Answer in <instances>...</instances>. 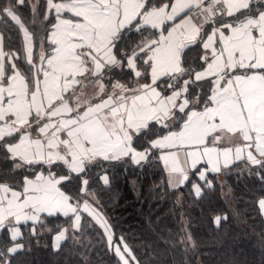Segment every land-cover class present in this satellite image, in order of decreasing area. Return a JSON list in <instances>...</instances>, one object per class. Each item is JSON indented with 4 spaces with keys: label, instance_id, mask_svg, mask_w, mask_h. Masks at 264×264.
<instances>
[{
    "label": "trees",
    "instance_id": "1",
    "mask_svg": "<svg viewBox=\"0 0 264 264\" xmlns=\"http://www.w3.org/2000/svg\"><path fill=\"white\" fill-rule=\"evenodd\" d=\"M171 1L143 0L141 9L158 8ZM47 3L0 0L3 68L7 75L19 71L31 86L36 65L47 60L54 48L50 32L58 15L47 13ZM251 4L264 8L258 2ZM250 9L248 6L236 15H249ZM219 19L218 25L232 20ZM139 22L137 17L114 41L112 50L121 65L109 74V82L151 83L149 56L161 41V32L139 26ZM166 26L163 25L162 33ZM22 27L31 38V62L27 60ZM210 30V23L205 24L198 39L180 52L184 73L180 82H189L186 89L178 88L189 100L187 107L174 112L172 109L171 118L162 122L148 121L133 136V150L144 152V157L128 154L120 160L99 159L77 171L62 161L20 163V159L11 157L9 149L18 141L19 134L0 139V184L19 189L24 177L48 170L62 178L58 185L68 201L80 206L77 227L57 246L53 245L54 236L74 221L70 212L42 215L39 224H20L16 239L7 226L1 225V264H123L108 241L102 221L112 241L128 248L129 264H264V216L260 208L264 199V155L254 148L251 156L231 162L220 173L206 171L202 175L203 165H199L189 171L183 185L173 187L160 162V149L153 146L156 138L178 130L191 109L202 110L211 104L212 77L206 78L205 83L203 78L195 79L200 76L196 77L198 71L205 69L202 43ZM162 84L161 79L155 82L163 95L173 91ZM194 96H198L196 103ZM16 163L22 167H15ZM81 205H88L96 214L85 211ZM14 244L19 247L11 251Z\"/></svg>",
    "mask_w": 264,
    "mask_h": 264
},
{
    "label": "crops",
    "instance_id": "2",
    "mask_svg": "<svg viewBox=\"0 0 264 264\" xmlns=\"http://www.w3.org/2000/svg\"><path fill=\"white\" fill-rule=\"evenodd\" d=\"M200 1L172 0L169 5L149 10L143 14L142 18H139V26H149L161 32V41L152 48L149 56L152 81L149 84L139 83V89L136 91H131L123 81L113 80L108 83L109 78H105L107 81H104L99 77L87 81L82 77L77 86L75 84V94L68 99L63 97L60 102L55 103V88L51 85L50 89L49 82L44 79L40 83L36 82L33 94L29 92V83L21 73L17 70L12 72L7 84L0 82V139L15 133L19 134L18 141L9 146L12 156L19 158L25 156V159H37L44 163L62 161L71 165L68 161L76 160V158H70L67 161L64 135L59 133L60 137L48 138L44 131L52 126L59 132L62 120L71 118L74 113L79 116L73 123L74 139L78 137L81 142L83 141L82 144L95 146V149H99L98 146L101 144L104 151L112 149L116 140L114 135H118L116 138L121 139L124 130L128 133L127 138L132 139L148 121L171 118L173 95H163L155 82L164 77L173 78L183 73L179 61L180 52L188 44H185L182 49H179V46L177 48V45L183 38L196 40L199 33L196 31L198 24L189 20L184 14L190 4L196 3L201 6ZM229 1L231 0H218L217 3L223 6ZM74 3V5H67V8L62 6L63 9L60 10L61 13L67 12L73 15V21L65 16H58L50 32L54 48L45 61H51V73L58 78V83L60 78L70 75L71 67L67 66L66 60L74 51L72 50L74 42L78 44L79 41V45L86 48V55L79 56L77 53L82 52L77 50L73 53L74 58H81L79 63H82V67L87 65L88 61H93L92 67L87 69L93 70L90 74L98 76L107 66L109 69L118 67L120 61L115 58L112 50L114 41L119 37L121 30L138 17L143 0H108L102 5L96 4L93 0ZM179 18H182L180 21L184 23L186 31L180 32L181 30L173 28L177 24L175 22L173 25L174 21ZM83 21H87L88 26L82 25ZM170 23L173 26L172 34L167 27ZM244 23L253 26L252 32L246 35H235L233 40L231 38L233 34L223 35L224 40L219 46L214 44L215 41L214 46L211 44L212 42L208 40L210 36L202 43L203 47H206V44L210 45L211 53L214 54L211 59L212 69L206 67L205 72L211 71V75L215 77L222 74V77L213 85L210 95L211 104L197 111L198 113L191 109L178 130L169 131L153 142V146H159L161 149V162L167 176L169 175L168 182L173 187L183 185L188 179L189 171L199 165H203L202 175L206 171L220 173L231 162L245 155L251 156L254 147L264 155V144L258 142L264 137V40L260 39L262 35L264 36V31L260 22L255 19L245 20ZM72 24L74 26L71 28ZM165 24L167 26L162 33L161 30ZM224 26L227 27V25H221L218 31L223 30ZM235 27L238 28V24ZM78 28L81 31L73 36ZM254 29L255 33H253ZM69 30H71L70 33H68ZM214 31L216 29L209 35L212 33L213 36ZM89 32L93 34L89 35ZM79 37L81 38L78 40ZM220 50L223 51L222 54L218 53ZM3 56L0 36V63ZM214 65L217 67L214 68ZM1 72L2 67H0ZM202 77L200 75L195 79ZM61 90L62 87L59 84L58 91L61 92ZM113 97L123 102L122 109L116 107L110 110L117 102V100L113 101ZM104 98L107 103L101 106L99 111L83 116L86 112L85 108L89 107L92 110V106L99 105L98 101ZM50 111L55 112L57 115L54 116L59 118L57 122L48 124L49 120L46 121L44 117L49 115ZM33 124L36 126L30 128ZM113 128L123 131L114 132ZM104 139L105 143L102 142ZM124 149L127 154L134 157L138 156L139 159L144 157V152L135 153L133 148L129 147V143ZM56 150L59 151L58 158H56ZM115 155L118 154L114 152L109 157ZM75 166H82V164ZM218 176L221 180L222 175ZM30 183V181L27 182V190H32ZM11 194L14 197L13 207H15L19 203L20 195L17 192H11ZM52 195L43 200L45 197L43 192L36 196H31L28 192L21 208L31 209L30 204H32L37 211L23 210L15 213L11 209L13 214L11 218L17 221L15 225L9 224L10 228H8L13 239L20 235V224L36 221L41 214L68 213L69 201L65 199L64 192L54 186ZM58 198H60L59 203ZM50 201L53 203H49ZM48 204H50L49 208H43ZM57 205L61 207L58 208ZM8 215L2 216L4 221L1 223L8 225L10 220V218L7 219Z\"/></svg>",
    "mask_w": 264,
    "mask_h": 264
},
{
    "label": "rangeland",
    "instance_id": "3",
    "mask_svg": "<svg viewBox=\"0 0 264 264\" xmlns=\"http://www.w3.org/2000/svg\"><path fill=\"white\" fill-rule=\"evenodd\" d=\"M48 3H47V13H54L58 16H61V17H67L69 18L71 21H73L74 19V16L65 12V13H61L60 10L63 9L62 6H64L65 8H67V5H74L75 3L74 2H90L91 0H76V1H73V0H66V1H59V2H53L51 0H47ZM95 1L96 4H105L108 2V0H93ZM218 0H201L199 3L201 6H198L196 3H193V4H190L189 8H187V10H185V14L184 16L187 17L189 20H192L193 22H195L196 24H198V27L196 29V31H199L198 35L200 34V32L203 30V26L207 23H210L211 25V30H214L216 29V31H214V35L212 36V33L209 35V33L206 35L205 39L210 36V38H208V40H210V42H212L211 44L213 45V42L214 44L217 46L221 45L222 42H223V35L224 36H231L232 40L235 38V35H246L248 34L249 32H252V25L250 24H245V20H249V19H255L257 21L260 22L261 24V27H262V31H264V8H260V7H255L254 5H250V2H255V3H260V4H264V0H231L229 2H226V4H224L223 6H221V4L217 3ZM84 4V3H83ZM95 4V5H96ZM229 6H228V5ZM197 5V6H196ZM239 5L241 7H239ZM248 6H250V10L252 11L251 14H238L236 15V13L238 11L234 10V9H244V8H247ZM35 7V6H34ZM160 8V7H158ZM155 10L157 8H150L148 10H144L142 11V9H140V11L138 12V17L139 18H142L143 14L146 13V12H149V10ZM189 9V10H188ZM241 9V10H242ZM96 12H98L96 9H95ZM247 14V15H246ZM241 15V16H240ZM183 16V17H184ZM232 19L231 21H228V22H221L219 25L223 26V25H227L223 27V30H220L218 31V28H220V26H218L216 20L218 19ZM15 20H17L16 18H14ZM182 18H179L178 20H175L173 25L175 24V22L177 23L175 27H173L170 23V26L168 25V29L171 30L170 31V34L173 33V29H176L180 32H183V30L186 29L184 23L182 24L181 23V20ZM220 19H219V22H220ZM77 20V19H76ZM216 22V23H215ZM88 22L87 21H83V24L82 25H87L88 26ZM238 24V28L235 27L236 25ZM167 25V24H165ZM74 26V24H72L71 28ZM23 29V32H24V38L26 39V44H25V48H26V53H27V60L29 62L32 61V44H31V38H30V35L29 33L26 31V29L24 27H22ZM77 31L76 34L75 32L73 33V36H76L78 35V31H81L79 28L76 29ZM71 30L68 31V33H70ZM186 31V30H185ZM232 31V33H231ZM253 33H255V29L253 31ZM93 33L89 32V35H92ZM197 35V38L196 40L198 39V36ZM220 35V36H219ZM1 36V35H0ZM83 37V36H82ZM81 37L78 38V40L80 39ZM99 38H102V37H99ZM204 39V41H205ZM262 40H264V36L262 35V37L260 38ZM225 40L227 41V39L225 38ZM222 41V42H221ZM78 44H76L75 42L72 43V50H77V52H82V53H77L79 56L80 54L82 55H86V48L85 47H81L79 45V41L77 42ZM180 43V42H179ZM179 43L177 45V48L179 46ZM148 41L146 42V45L145 46H148ZM214 46V45H213ZM203 47V46H202ZM203 48H206L207 50L204 49V52H203V55H202V61H205V67H209L210 69H212V66H211V59H213V55H212V47L208 44H206V47H203ZM73 51V53H74ZM91 52V51H90ZM223 53L222 50L218 51V53ZM3 53H5L3 51ZM73 53H71L69 55V58L66 60L68 62V67L70 66L71 67V72H70V75L67 77H64V78H60V83H58V78H56L54 75H52L51 73V61L47 62V61H44V62H39L37 65H36V70L34 71V77H33V80H32V86L30 84H28V89H29V92L30 93H33L34 94V90H35V84L36 82H41L43 79L47 82H49L50 84V89H51V85L55 88V97L54 99L56 100L55 103H58L62 100L63 97L65 98H70L73 94H75V90H76V87H75V84L77 86V83L80 81L79 79L80 78H85L87 79V81H89L90 79H97L96 77H99L100 79L102 78V80L104 81H107V79L110 77L109 74L111 72H113L114 68L112 69H109V66L105 67L101 73L98 74V76L94 75V74H90L91 72H93V70H87L88 68H91L92 67V64H93V61L90 60L87 62V65H83L82 67V63H79V60H81L80 57H76L74 58L73 57ZM128 57L127 61L129 60V62L132 61V58ZM109 59V58H108ZM4 62H5V59L3 57V59L1 60V63H0V67H2V72L0 73V82H2L3 84H7L8 83V78L9 76L12 74L10 73L9 75L6 74V69L3 68L4 67ZM121 64H119L120 66ZM130 65V63H129ZM134 65V63H133ZM177 65V64H176ZM209 65V66H208ZM118 66V67H119ZM216 68L217 65H214ZM229 71V70H228ZM199 73L196 74V77H198V75H202L203 77V80H204V83L206 82V78H211L212 80V86H211V91H213V85L215 84V81H217L220 77H222V74L220 76H212L211 74V71L210 73H207L205 72V70H200L198 71ZM184 76V73L178 75V76H174L173 78H165V79H162V87H167V86H170V88H173V91L171 93H169L168 96H171L173 95V112L176 111V109L178 108H181V110H183L185 107H187L188 105V102L189 100L187 99L186 96L183 95L184 91L182 92V90H180L178 88V86H183L184 89H186L187 87V82L186 80L180 82V78ZM107 78V79H105ZM86 81V82H87ZM116 81V80H115ZM132 80H129V81H123L126 83V85L129 87V89L131 91H136L137 89H139V82L137 81H134V83H131ZM152 81V80H151ZM29 83V82H28ZM108 83H111V82H108ZM62 87V90L61 92L58 91V86ZM141 86V85H140ZM183 89V88H182ZM183 89V90H184ZM53 91V90H52ZM117 93H115L116 95ZM118 95V94H117ZM211 95V94H210ZM70 96V97H69ZM166 96V95H165ZM198 96H194V101L193 103H196L197 102V98ZM187 99V100H186ZM117 100V102L112 106L111 109H116V107L118 109H122L123 108V102L120 101L119 99H116V97H113V101L115 102ZM107 103L106 99H102L100 101H98V104L99 105H93L92 106V110L89 109V107L85 108L84 111H86L83 116L85 115H89L91 112H97L99 111V109L101 108V106H104L105 104ZM207 107V106H206ZM196 112L199 111V110H195ZM196 112H194L196 114ZM198 113V112H197ZM56 113L55 112H49V115H46L44 118L46 121L49 120V123H54L55 121L57 122L58 121V118L56 116H54ZM57 115V114H56ZM168 116V115H167ZM79 116L78 115H75V113L71 116V118H66L64 120H62V122L60 123L61 125V128L58 132V130L56 128L53 129V127H49V129H45V135L50 138V137H53V136H59V133H62L64 135V138H65V147H64V150H67V161L68 159L70 160V158H76V160H71V161H68L70 162L71 166L73 167V169H76L77 171H80L83 167H84V164L86 163H95L97 162L99 159H104V160H120V159H123L125 158L126 156H128V154L125 152V146L127 147L128 143H129V147H132L131 146V143L130 141H132L131 137L130 138H127V135L128 133L124 130H121L120 131H123L122 134H123V137L121 139H117L116 137L118 135H114V138L116 140H114V145L112 146V149L108 150V151H104L102 150V147L101 144L99 147V149H95L94 147L95 146H92V145H87V144H82L81 140L77 138L74 139V121H75V118H78ZM57 118V120H56ZM165 119V118H164ZM163 118L161 120H158L159 122H162ZM118 122V121H117ZM36 124H33L30 128L32 127H35ZM114 129V132H120L117 130V128H113ZM30 131V129L28 130ZM121 133V132H120ZM13 135V134H12ZM60 137V136H59ZM56 138V137H55ZM133 138V137H132ZM103 143H105V139L102 140ZM259 143H263L264 144V137L261 138L260 140H258ZM258 144V143H257ZM258 146V145H257ZM155 147V146H154ZM158 149L159 146H157ZM255 148V147H254ZM97 151V152H96ZM58 150H56V158H58L60 155L58 154ZM103 152H106L105 154H103ZM114 152H116V154L118 155H115L114 157H109L110 154H114ZM160 152H161V149L159 151V159H160V162H161V158H160ZM95 153V154H94ZM122 153V154H121ZM135 153H139V152H136ZM70 154H71V157H70ZM63 156V155H62ZM145 156V154H144ZM12 158H18L19 162H25V163H36L35 161H32L31 158L29 159H25V156H22V157H18V156H11ZM65 157V156H64ZM63 158V157H62ZM114 158V159H112ZM136 158V157H135ZM137 158H139L137 156ZM27 160V161H26ZM20 162V163H21ZM38 162H41V161H38ZM50 161H48L47 163H49ZM162 163V162H161ZM77 164H82V166H75ZM15 167H19L21 168L22 167V164H19V163H16L14 165ZM169 178V175L167 176V179ZM60 180H62V178H58L57 175L53 174L52 172L50 171H44V170H38L34 175L32 176H27V177H24L23 179V185L21 188L17 189V188H12L6 184H0V226L1 225H4V226H7L8 228H10V225H15L17 224V221H14V219H12L11 217L13 216L12 213V210L17 213V212H21L23 210H26V211H30V212H34V211H37V210H34V207L32 204L31 205V209L30 208H21L23 205H24V200H25V197L26 195L28 194V192L31 194V196H36L37 194L43 192V194L45 195L44 199H48L50 197H52V189L54 186H56L57 188L59 187V182ZM221 180H223V177L221 176ZM31 182L30 184V187L32 188V190H27V182ZM25 189L27 191H25ZM50 189V191H49ZM11 192H17L19 195H20V199H19V203L17 204V206L13 207V205H15V203H13V200H14V197L13 195L11 194ZM49 192V193H48ZM87 196L91 197L89 193H87ZM18 197V196H17ZM93 198V197H92ZM65 199L68 200V197L67 195H65ZM60 201V198L57 199V202L59 203ZM49 203H53L52 201H50ZM26 205H29L26 203ZM50 204H48V206H45L43 208L47 209L49 208ZM71 206H72V211H70L71 209ZM82 208L87 211V212H91V214H96L94 209L93 208H90L88 205H81ZM58 208L61 207V205H57ZM260 208H261V212L264 216V199H262L260 201ZM12 209V210H11ZM80 210V206H78V203L75 202V203H71L70 201L68 202V211L67 212H70L71 213V216L73 215L74 218V221H71L68 226L66 227H63L53 238V245L57 246L59 244L60 241H62L63 238H65V236L67 235V233L69 231H71L72 229L75 228V226L77 227V223H78V218H79V215H78V212ZM59 213V212H57ZM7 219L10 218L9 222H8V225L4 224V223H1L2 221H4L3 217L2 216H5L7 215ZM42 215H45V214H41L38 219L36 221H28L26 222L27 223H31V224H36V223H41V216ZM75 215V216H74ZM38 223V224H39ZM102 223V227L104 228L105 230V233L107 234V238H108V241L109 243L112 245V248L113 250L116 252L117 256L119 257V259L121 260V262L123 264H129L130 261H131V256H130V253H129V250L128 248L123 244V243H116V242H113L112 241V236L110 234V232H108L106 229H107V226L105 225L104 221L101 222ZM17 247L16 244H14L12 247H11V251H14ZM1 264V263H0Z\"/></svg>",
    "mask_w": 264,
    "mask_h": 264
},
{
    "label": "water",
    "instance_id": "4",
    "mask_svg": "<svg viewBox=\"0 0 264 264\" xmlns=\"http://www.w3.org/2000/svg\"><path fill=\"white\" fill-rule=\"evenodd\" d=\"M194 41H195L194 38H189V39H187V38H183V39L181 40V42L179 43V49H182V48L184 47L185 44L193 43ZM32 161L38 162L39 160L34 159V160H32Z\"/></svg>",
    "mask_w": 264,
    "mask_h": 264
}]
</instances>
